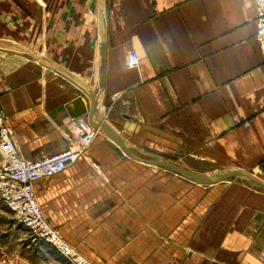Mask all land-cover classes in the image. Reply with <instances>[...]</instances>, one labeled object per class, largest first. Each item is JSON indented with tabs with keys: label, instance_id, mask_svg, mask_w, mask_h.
I'll list each match as a JSON object with an SVG mask.
<instances>
[{
	"label": "crops",
	"instance_id": "1",
	"mask_svg": "<svg viewBox=\"0 0 264 264\" xmlns=\"http://www.w3.org/2000/svg\"><path fill=\"white\" fill-rule=\"evenodd\" d=\"M104 8L101 36L97 0H0V41L26 49L47 17L60 18L54 47L75 51L55 63L81 82L0 51V103L19 153L35 159L73 145L72 129L89 123L84 90L101 102L94 121L131 153L99 129L73 163L34 184L44 218L97 264H264L263 187L245 178L199 184L147 162L264 182V50L252 1ZM49 262L68 264L54 254Z\"/></svg>",
	"mask_w": 264,
	"mask_h": 264
},
{
	"label": "built area",
	"instance_id": "2",
	"mask_svg": "<svg viewBox=\"0 0 264 264\" xmlns=\"http://www.w3.org/2000/svg\"><path fill=\"white\" fill-rule=\"evenodd\" d=\"M256 13V40L264 50V0H251ZM138 57L130 52L127 66L138 64ZM1 97V90H0ZM97 129L79 121L72 129L73 145L58 152L35 158H24L14 142V134L7 123V115L0 103V198L14 219L26 226L35 237L44 240L69 264H97L82 256L59 231L48 223L36 199L34 184L62 172L90 146Z\"/></svg>",
	"mask_w": 264,
	"mask_h": 264
},
{
	"label": "rangeland",
	"instance_id": "3",
	"mask_svg": "<svg viewBox=\"0 0 264 264\" xmlns=\"http://www.w3.org/2000/svg\"><path fill=\"white\" fill-rule=\"evenodd\" d=\"M46 19L48 20L46 30L38 34L36 43L33 46L30 44L28 50L46 57L56 66H59V64L55 62L57 61L60 63L62 59L61 65L63 67L67 64L69 58H72V53L75 49H56L54 47L57 41V31H59L57 37L64 31V27L62 26L63 23L60 22V18L57 17H47ZM70 23V21H67L68 25H70ZM44 37H46L45 40ZM70 37H72V34L66 37L63 43L70 40ZM25 60L33 62L29 60V58H25ZM1 202L6 208L2 200ZM50 254H54L61 258L54 247L44 240L35 237L26 226L17 222L13 214L6 208V214L0 219V264H50Z\"/></svg>",
	"mask_w": 264,
	"mask_h": 264
},
{
	"label": "water",
	"instance_id": "4",
	"mask_svg": "<svg viewBox=\"0 0 264 264\" xmlns=\"http://www.w3.org/2000/svg\"><path fill=\"white\" fill-rule=\"evenodd\" d=\"M104 20H105L104 0H97V24H98V27L100 29L101 36H103ZM0 51L29 57V58L35 60L36 62H38L44 68H47L51 71L56 72L57 74L63 76L64 78L72 81L75 84H81V82L77 78H75L74 76H72L71 74L66 72L65 70L49 63L45 58L41 57L40 55H38V54H36V53L26 49V48H23L17 44L7 42V41H0ZM84 91L88 95L91 105L88 108V110L85 109L82 112V114H86L87 120L93 128H95L97 130L105 129L108 131L109 129L105 123L103 124V122H96L93 119L94 114L97 112V110L101 106L100 105L101 102L97 103L96 100L95 101L93 100L94 98L92 97L90 92H88L86 90H84ZM110 132L111 131L109 130V133ZM111 138L118 146H120V148H122V150H124V152L126 154L131 155L127 146L123 142H121L118 138H115L113 133L111 134ZM147 162L149 164H154V165L169 169V170L177 173L178 175H181V176H183L189 180H192L196 183H199V184L209 185V184H214L217 182L225 181V180H228L230 178H245V179L249 180L250 182H253V183L264 188V182L254 178L253 176H251L247 172H243L240 170H221V171L216 172L214 174L206 175V174H199V173H195V172L186 170V169H184V168H182V167H180V166H178L172 162H166L163 160H156L155 159L154 161H147Z\"/></svg>",
	"mask_w": 264,
	"mask_h": 264
}]
</instances>
